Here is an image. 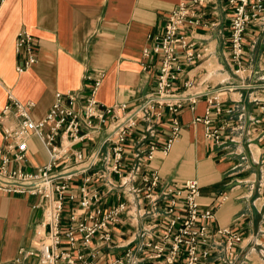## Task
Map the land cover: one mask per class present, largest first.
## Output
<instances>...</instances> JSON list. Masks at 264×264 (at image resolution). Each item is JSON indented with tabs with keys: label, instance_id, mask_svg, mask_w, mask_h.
<instances>
[{
	"label": "crops",
	"instance_id": "crops-1",
	"mask_svg": "<svg viewBox=\"0 0 264 264\" xmlns=\"http://www.w3.org/2000/svg\"><path fill=\"white\" fill-rule=\"evenodd\" d=\"M180 1L1 0L0 110L8 91L22 101L34 102L31 115L35 119L45 114L58 90L77 91L76 106L80 107L91 83L84 78L86 73L102 74L96 91L101 104L124 102L130 107L139 102L153 87L159 61L156 54L145 50L150 49L152 35L166 14ZM193 9L200 20L188 25V35L200 56L184 64L175 87L181 89L187 78L209 86H233L224 94L222 109L210 112L213 126L218 127L223 139L217 143L208 139L206 124L195 119L206 110L207 101L200 98L194 104H185L179 113V132L169 150L163 153L155 149L153 157L126 182L129 169L137 161L135 153L143 156L151 143H162L168 128L165 115L152 121V132L146 130L144 121L134 127L124 146L123 174L109 169L112 150L109 144H102L108 120L102 130L76 144L85 154L96 150L98 159L89 170L71 179L70 191L76 198L68 204L74 205L80 197L79 187L87 175L91 177L89 188L101 194V207L109 208L121 200L127 204L110 224L108 239L98 234L81 249L84 257L96 251L94 259L101 264L159 263L160 259L147 256L145 240L161 232V226L149 229L152 216L136 214L141 204L131 191V186L142 185V176L152 170L163 181L196 178L200 207L214 211L209 226H229L242 237L236 247L237 258L231 264H264V68H260L264 29H258L255 45L249 51L251 74L240 78L227 61L229 12L223 0L195 5ZM21 31L35 37L37 59L17 70L23 58L15 45ZM2 143L0 128V146ZM27 157L26 164L31 167L47 159L36 136L29 140ZM104 170L105 175L99 176ZM69 205L63 212L64 221L71 211ZM77 210L81 215L83 210ZM41 219L37 195L0 191V264L13 259L20 247L34 245L35 228Z\"/></svg>",
	"mask_w": 264,
	"mask_h": 264
},
{
	"label": "built area",
	"instance_id": "built-area-1",
	"mask_svg": "<svg viewBox=\"0 0 264 264\" xmlns=\"http://www.w3.org/2000/svg\"><path fill=\"white\" fill-rule=\"evenodd\" d=\"M213 1L181 0L166 14L152 35L150 49L145 50L147 54L153 52L159 59L153 87L130 107L124 102L114 105L99 102L96 91L101 73L84 75L91 83L80 107L76 106L79 101L77 91L58 90L48 110L38 119L31 115L33 101H22L8 91L7 101L0 110L3 138L0 146V191L37 195L42 219L35 228L34 245L20 247L7 264H101L94 259L96 251L84 257L81 249L88 247L98 234L104 239L109 238L110 224L118 219L122 210H126V202L121 200L109 208L101 207V194L99 190L89 188L87 182L91 177L87 175L79 187L80 197L76 203H68L76 198V194L70 191L71 179L89 170L98 159L96 150L85 154L76 144L102 130L105 121L108 120L102 144L110 145L109 169L118 174H123L124 146L138 122H146V130L152 132L154 119L165 115L168 121L167 133L160 145L151 143L144 157L135 153L137 161L129 169L125 182L136 176L141 165L153 157L155 149L159 148L163 153L169 150L179 132L178 115L187 103L194 104L205 98V113L195 119L206 124L208 139L216 143L223 139L218 127L213 126L210 112L222 109L224 94L233 86H209L187 78L181 89L175 87V79L184 64L200 56L188 35V25L200 20V14L193 6ZM223 5L229 12L227 61L233 74L244 78L252 71L248 62L249 51L255 45L257 31L264 29V0H223ZM15 45L16 51L23 54L16 65L17 70L36 61V39L32 34L19 32ZM260 64L263 66L260 68H264V52ZM32 136L40 140L47 153V159L33 167L26 164ZM105 171L98 175L104 176ZM142 180V185L131 186L137 203L141 204L136 214L151 215L153 220L148 222L149 229L159 225L162 229L145 240L148 257L160 259L158 264H179L181 258L182 264H231L236 260V247L242 237L229 226L213 229L209 226L214 211L200 207L196 178L181 182L163 181L158 172L152 170L144 174ZM144 201L148 206L142 205ZM66 205L71 211L64 221ZM78 208L83 210L81 215ZM220 251L223 255H217ZM212 257L213 261L210 260Z\"/></svg>",
	"mask_w": 264,
	"mask_h": 264
}]
</instances>
